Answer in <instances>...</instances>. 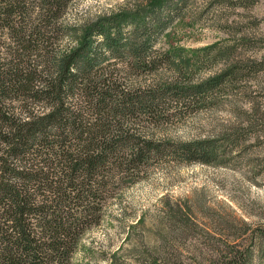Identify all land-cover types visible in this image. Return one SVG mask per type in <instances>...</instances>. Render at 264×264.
I'll use <instances>...</instances> for the list:
<instances>
[{
    "label": "trees",
    "instance_id": "1",
    "mask_svg": "<svg viewBox=\"0 0 264 264\" xmlns=\"http://www.w3.org/2000/svg\"><path fill=\"white\" fill-rule=\"evenodd\" d=\"M184 1L72 23L75 0H0V264H71L108 202L155 165H211L238 147L237 139L173 142L149 130L215 105L255 71L226 50L224 73L194 85L177 80L184 67L157 44ZM165 70L176 72L154 80ZM243 227L245 240L206 230L212 243L196 246L190 262L168 242L143 264H253L264 232Z\"/></svg>",
    "mask_w": 264,
    "mask_h": 264
},
{
    "label": "rangeland",
    "instance_id": "2",
    "mask_svg": "<svg viewBox=\"0 0 264 264\" xmlns=\"http://www.w3.org/2000/svg\"><path fill=\"white\" fill-rule=\"evenodd\" d=\"M154 2L75 0L68 21L141 12ZM175 16L157 48L184 67L177 80L194 85L224 73L231 66L223 58L226 50L229 61L255 71L226 87L215 105L184 110L181 119L149 130L173 142L240 143L211 165L172 159L155 165L108 202L101 225L83 236L71 264H143L168 242L190 262L198 255L196 246L211 245L206 230L213 228L218 240L227 235L245 240L243 225L250 235L264 232V0H185ZM214 48L207 58L205 51ZM175 72L162 71L154 80ZM253 264H264V247L256 250Z\"/></svg>",
    "mask_w": 264,
    "mask_h": 264
}]
</instances>
